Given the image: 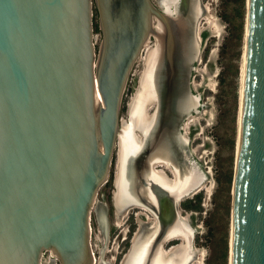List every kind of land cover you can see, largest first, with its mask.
<instances>
[{"label":"water","instance_id":"1","mask_svg":"<svg viewBox=\"0 0 264 264\" xmlns=\"http://www.w3.org/2000/svg\"><path fill=\"white\" fill-rule=\"evenodd\" d=\"M0 0V264H93L89 217L107 179L118 136L112 204L156 219L136 231L120 264H188L198 249L194 214L176 202L209 176L189 148L209 108L191 88L199 52V0ZM93 8L100 34L94 45ZM155 20V26L152 22ZM245 48L232 185L230 264H264V0H246ZM137 87L119 110L133 64L149 35ZM154 101L153 111L145 108ZM163 163L174 180L151 165ZM94 215L106 246L105 206ZM181 237L184 244L161 249Z\"/></svg>","mask_w":264,"mask_h":264},{"label":"rangeland","instance_id":"2","mask_svg":"<svg viewBox=\"0 0 264 264\" xmlns=\"http://www.w3.org/2000/svg\"><path fill=\"white\" fill-rule=\"evenodd\" d=\"M199 1L205 14L199 21V56L190 81L191 85L193 84L192 90L201 95L200 103L208 104L209 108L201 109L196 115L197 119L193 122L198 124L199 130L190 137L189 148H194V156L202 162V170L207 172L209 179L204 181L205 188L186 199L181 208L185 212H192L194 225L201 228L200 231L194 232V245L203 253L202 264H229L232 185L239 126L246 0ZM92 29L96 47L100 34L94 8ZM149 41L144 47L141 59L133 64L123 92L119 117L125 123L127 106L143 69L145 51L153 44L154 38ZM117 154L118 149L113 151L107 179L98 187L94 202V205L98 201L105 206L108 236L102 252V261L105 262L114 256L118 259L126 253L132 227L130 212L122 226L115 225L114 206L111 203L115 190L113 179ZM93 208L89 224L92 229V248L98 259L104 241L101 240L103 234L99 232ZM123 236L125 238L121 240ZM45 257L47 252L43 253V259Z\"/></svg>","mask_w":264,"mask_h":264},{"label":"flooded vegetation","instance_id":"3","mask_svg":"<svg viewBox=\"0 0 264 264\" xmlns=\"http://www.w3.org/2000/svg\"><path fill=\"white\" fill-rule=\"evenodd\" d=\"M151 2H152V4L159 11H161V8L157 5V3L154 0H151ZM153 44H154V42H153ZM153 44L151 46H153ZM183 131L187 135V132L185 131V129ZM193 149L194 148H191V150H193ZM194 155H195V152H194ZM152 169L154 171H156V172H163V173H165L167 175V177L170 178V179L173 178V174L171 173V171L169 170V168H167L163 163H156V164H154ZM201 189H202V186L198 190H195L194 193H192L190 196L187 195V196H185V197L177 200V202H176V211H177V214L180 217H185L188 214V212H185L181 208L184 205V201L186 199H188L189 197H191L192 195H194L196 192L200 191ZM112 196H113V193H112ZM110 202H111V199H110ZM111 205H112V203H111ZM185 207H183V208H185ZM112 210H113V207H112ZM130 214H131L132 227H131V231H130V236H129V241H128L129 244H128V247L126 249V253L128 252L127 250H129L128 248L130 247L131 243L133 242V238L135 236L136 231H140L141 232V235L139 237V242L140 243H143L144 241H146L147 239H149L150 237H152L153 233L155 232V230L157 228V223H156L155 217L146 208L141 207L139 205H133L132 208H131V210H130ZM114 218H115V209H114ZM194 236L195 235L193 233L192 234L191 244H192V246L194 248L198 249L194 245ZM124 238H125V236H123L121 238V240H123ZM89 241H90V239H89ZM180 242H181L180 239H177V238H169V239H167V240H165V241H163L161 243V249L164 252L167 253L170 250L171 247L177 246V244H179ZM48 254H49V256H48ZM121 256L118 259L116 258V256H114V258H112L111 261H107V262H110L111 264H118V263L120 264L121 263V260H120L121 259ZM45 258H46V260L48 258H50V253L49 252H47V257H45ZM99 263H100L99 260H98V262H96V260H95V263L93 262V264H99ZM189 264H194V262L192 261Z\"/></svg>","mask_w":264,"mask_h":264},{"label":"bare ground","instance_id":"4","mask_svg":"<svg viewBox=\"0 0 264 264\" xmlns=\"http://www.w3.org/2000/svg\"><path fill=\"white\" fill-rule=\"evenodd\" d=\"M200 2V1H199ZM203 7V6H202ZM204 14H205V10H204ZM203 16V15H202ZM202 16H200L199 18H198V20H197V22H196V28H195V33L197 34V36H196V38L197 39H199L200 38V33H201V30L199 29V21H200V19H201V17ZM155 24V20H153V22H152V27H155V28H157V26H155L154 25ZM150 38H153V36L150 34L149 35V38H148V40H147V44L150 42L149 41V39ZM146 44V45H147ZM145 45V46H146ZM154 45V44H153ZM145 46H143L142 48H141V52H140V54H139V57H138V60L139 59H141V57H142V54H143V50H144V47ZM152 46H150V47H148V49L149 48H151ZM244 48H245V43H244ZM145 53H146V51H145ZM198 54H199V52H198ZM199 56V55H198ZM144 58V57H143ZM242 60L244 61V51H243V56H242ZM197 59H198V57H197ZM242 61V62H243ZM194 69V68H193ZM242 75H243V67H242ZM242 78V77H241ZM191 88H193V84L191 85ZM241 88H242V81H241V87H240V103H241ZM153 108H154V101H151V103L145 108V110H144V113L146 114V115H149L152 111H153ZM150 110V111H149ZM239 114H240V110H239ZM239 116V115H238ZM197 118H196V115H192V116H189L188 118H186V120H185V122H184V124H183V126H182V132H183V134L184 135H186L185 134V132L183 131L184 129H185V131L188 133V127H189V125L193 122V121H195ZM239 119V118H238ZM123 120L122 119H120V123L122 122ZM196 123V122H195ZM239 125V124H238ZM116 147H115V150L116 149H118V136H117V138H116ZM190 150H191V148H190ZM191 152L193 153V155H194V152H193V150H191ZM197 158V157H196ZM156 164V163H155ZM153 165L154 164H152L151 165V167L153 168ZM151 168V169H152ZM153 170V169H152ZM154 171V170H153ZM156 172V171H155ZM165 174V173H164ZM206 174H207V172H206ZM166 175V174H165ZM166 177H167V175H166ZM168 178V177H167ZM170 179V178H169ZM174 180V178H172L171 179V181H173ZM202 186V189L201 190H203L204 188H205V186H204V182L197 188V189H195V190H198L200 187ZM194 190V191H195ZM115 191V190H114ZM114 191H113V193H114ZM194 191H192L190 194H188V196H190L192 193H194ZM113 197V196H112ZM131 208H132V206H130V207H128L126 210H125V212L123 213V215L122 216H118V215H116V213H115V225H117V226H122V224H123V222H124V219L126 218V216L128 215V213L130 212V210H131ZM93 210H94V208H93ZM91 227H90V225H89V239H90V248H91V252H92V257H93V262L95 263V260L97 261L98 259L95 257V255H94V251H93V248H92V244H91V238H92V236H91ZM99 232L101 233V231L99 230ZM140 232V231H139ZM102 234V233H101ZM144 234V233H143ZM140 235H141V232H140ZM140 235H139V237H140ZM139 237H138V242H139ZM101 238V237H100ZM172 238H177V239H180V243L179 244H177V246H179V245H182V244H184V239L183 238H181V237H172ZM99 240V239H98ZM101 240H103L104 241V238L102 237L101 238ZM140 243V242H139ZM177 246H174V247H171L170 249H172V248H175V247H177ZM229 248L231 249V241L229 242ZM163 251V250H162ZM49 252V251H48ZM164 252V251H163ZM50 253V252H49ZM166 253V252H165ZM202 260H203V253H202V251L201 250H199L198 249V252L196 253V255H195V258H193L190 262H194V264H202ZM229 260H230V250H229ZM109 261H111V260H109ZM56 259H55V257H54V255H52L51 253H50V258H48L47 260H46V258L45 259H43V253H42V257H41V259H40V264H56ZM105 262V261H104ZM189 262V263H190ZM110 263V262H109ZM188 263V264H189ZM111 264V263H110ZM229 264H230V261H229Z\"/></svg>","mask_w":264,"mask_h":264}]
</instances>
